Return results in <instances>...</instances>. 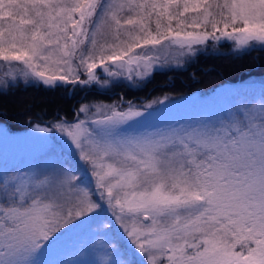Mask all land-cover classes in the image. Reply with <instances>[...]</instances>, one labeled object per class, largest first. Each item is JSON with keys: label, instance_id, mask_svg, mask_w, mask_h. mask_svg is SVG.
Masks as SVG:
<instances>
[{"label": "snow or ice", "instance_id": "6c2138e0", "mask_svg": "<svg viewBox=\"0 0 264 264\" xmlns=\"http://www.w3.org/2000/svg\"><path fill=\"white\" fill-rule=\"evenodd\" d=\"M222 41L264 50V0H0V93L18 78L143 80ZM153 103H85L73 121L37 125L69 156L0 171V264H44L57 238L93 225L111 233L90 246L100 258L60 264H264V93L163 126L142 123Z\"/></svg>", "mask_w": 264, "mask_h": 264}, {"label": "trees", "instance_id": "16d2710c", "mask_svg": "<svg viewBox=\"0 0 264 264\" xmlns=\"http://www.w3.org/2000/svg\"><path fill=\"white\" fill-rule=\"evenodd\" d=\"M249 75H264V50L260 47L235 50L231 41H222L214 48H200L195 56L184 58L179 64L155 68L141 84L115 80L104 87L93 84L49 88L19 81L0 93V113H4L0 122L11 130H20L36 120L73 118L80 103L87 99L116 102L122 96L138 102L154 94L173 96L197 90L211 95L213 89L223 88L224 84H230L229 89L238 92L264 91V82L247 81ZM75 234L69 230L58 239L67 240ZM121 243L126 244L122 237Z\"/></svg>", "mask_w": 264, "mask_h": 264}, {"label": "rangeland", "instance_id": "374dc122", "mask_svg": "<svg viewBox=\"0 0 264 264\" xmlns=\"http://www.w3.org/2000/svg\"><path fill=\"white\" fill-rule=\"evenodd\" d=\"M204 46H201L203 48ZM208 47H216V44L209 43ZM234 48V46H233ZM184 58H182L183 61ZM175 62L164 63L163 66L172 64ZM161 67V66H157ZM156 67V68H157ZM6 69L0 68V74ZM99 73V70H97ZM104 79H110V83L117 81L129 82L132 84H141L145 79L141 80L137 77H133L132 80H128L126 77H114L108 78L106 75ZM22 83L23 79L18 78ZM253 80L255 83H263L264 75H249L247 81ZM109 83V84H110ZM107 84V85H109ZM82 86V85H76ZM72 88L73 86H69ZM230 84H224L223 88L213 89V94L208 95L207 91H194L191 93L179 94L170 96L165 93H159L151 95L150 97H144L137 101L128 100L120 96L118 101H105L102 99L83 100L82 104H114L121 101H131L134 106L143 108L145 105L153 102L163 101V103H153V109L155 110L152 115L142 123L163 126L165 124H172L176 121H187L192 118L207 114H219L225 115L230 110L234 109L237 105L255 101L261 97L264 91H243L238 92L233 89H229ZM168 97L164 100V97ZM53 118L48 120H36L29 123L25 128L20 130H11L6 124L0 122V171L3 169L28 171L32 169H46L56 164L61 159L69 156L70 149L68 148L65 138L56 131L53 132H41L40 128H51L54 123L60 119ZM66 118V117H65ZM73 118H66L69 121H73ZM79 118H84L82 115ZM74 154V153H73ZM85 181H87V173L84 175ZM109 223L110 221H105ZM95 226H91L94 228ZM90 227H77L70 231L76 232L71 238L60 241L58 238L46 249L42 259L44 264H60L62 261H91L100 258L97 251H93L90 246H97L100 244L106 245L108 239L111 236L106 230L94 231ZM112 228L119 231V226L112 223ZM114 230V231H115ZM124 238L127 244V238Z\"/></svg>", "mask_w": 264, "mask_h": 264}]
</instances>
